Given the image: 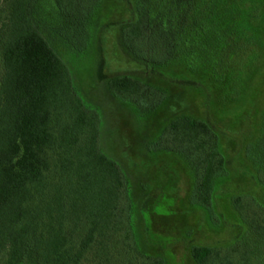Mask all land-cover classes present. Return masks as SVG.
I'll return each mask as SVG.
<instances>
[{
  "label": "trees",
  "instance_id": "trees-1",
  "mask_svg": "<svg viewBox=\"0 0 264 264\" xmlns=\"http://www.w3.org/2000/svg\"><path fill=\"white\" fill-rule=\"evenodd\" d=\"M132 1L120 42L152 67L195 56L222 77L233 71L234 58L242 56L241 66L250 69L264 44V0ZM33 2L0 0V264H165L138 248L126 176L100 149L98 116L35 27ZM80 3L57 2L71 22L65 34L73 49L94 14ZM224 39L234 41L221 47ZM107 83L138 108L156 109L165 98L160 87L131 75ZM262 100L257 134L241 152L254 187L229 196L244 232L224 246L191 245L194 264H264V89ZM150 144L184 160L193 178L191 204L214 216L233 166L212 125L178 113Z\"/></svg>",
  "mask_w": 264,
  "mask_h": 264
},
{
  "label": "rangeland",
  "instance_id": "rangeland-1",
  "mask_svg": "<svg viewBox=\"0 0 264 264\" xmlns=\"http://www.w3.org/2000/svg\"><path fill=\"white\" fill-rule=\"evenodd\" d=\"M72 1L34 0V25L65 62L85 108L98 116L100 149L126 176L131 225L140 251L161 256L165 264H194L189 254L191 245L224 246L244 232L229 196L254 187L241 152L257 134L258 113L263 106L264 44L250 69L241 66V56L234 58V63L230 61L233 71L222 77L195 56H181L165 67H152L132 56L120 42L121 26L132 15V0H81L82 11L93 8L94 14L79 49L69 44L66 34L71 22L57 8V2ZM262 26L264 29V22ZM224 40L221 47L234 41ZM119 74L160 87L165 98L153 110L122 101L107 83ZM178 113L209 122L233 166L211 218L189 200L193 178L184 160L150 144L157 140L167 120Z\"/></svg>",
  "mask_w": 264,
  "mask_h": 264
}]
</instances>
